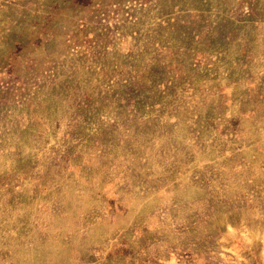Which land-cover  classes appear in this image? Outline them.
<instances>
[{
	"label": "rangeland",
	"instance_id": "374dc122",
	"mask_svg": "<svg viewBox=\"0 0 264 264\" xmlns=\"http://www.w3.org/2000/svg\"><path fill=\"white\" fill-rule=\"evenodd\" d=\"M0 264H264V0H0Z\"/></svg>",
	"mask_w": 264,
	"mask_h": 264
}]
</instances>
